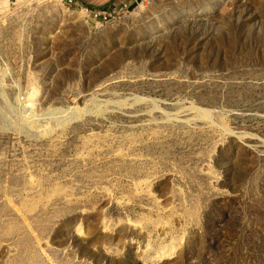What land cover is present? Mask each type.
<instances>
[{"label": "rangeland", "instance_id": "rangeland-1", "mask_svg": "<svg viewBox=\"0 0 264 264\" xmlns=\"http://www.w3.org/2000/svg\"><path fill=\"white\" fill-rule=\"evenodd\" d=\"M0 264H264V0H0Z\"/></svg>", "mask_w": 264, "mask_h": 264}, {"label": "built area", "instance_id": "built-area-1", "mask_svg": "<svg viewBox=\"0 0 264 264\" xmlns=\"http://www.w3.org/2000/svg\"><path fill=\"white\" fill-rule=\"evenodd\" d=\"M7 2L9 5L18 6L21 3H56L63 6L65 9L71 12H77L83 14L86 19L92 22L95 26L104 27L110 24L112 21H118L131 15L133 11H136L142 4L143 0H123L118 4L113 5L110 8L94 9L82 5L78 0H1Z\"/></svg>", "mask_w": 264, "mask_h": 264}, {"label": "crops", "instance_id": "crops-1", "mask_svg": "<svg viewBox=\"0 0 264 264\" xmlns=\"http://www.w3.org/2000/svg\"><path fill=\"white\" fill-rule=\"evenodd\" d=\"M123 0H78L82 5H85L94 9L110 8L115 4L120 3Z\"/></svg>", "mask_w": 264, "mask_h": 264}, {"label": "bare ground", "instance_id": "bare-ground-1", "mask_svg": "<svg viewBox=\"0 0 264 264\" xmlns=\"http://www.w3.org/2000/svg\"><path fill=\"white\" fill-rule=\"evenodd\" d=\"M141 6H142V5H141ZM141 6H140V7H141ZM140 7H139L138 9H140ZM138 9H137V10H138ZM137 10H136V11H137ZM136 11H135V12H136ZM201 115H202V116H205V117L207 116L206 114H201Z\"/></svg>", "mask_w": 264, "mask_h": 264}]
</instances>
